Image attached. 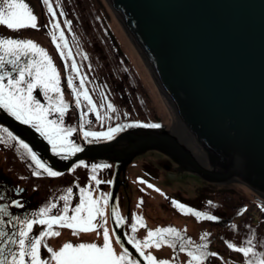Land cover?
<instances>
[{
	"label": "water",
	"instance_id": "95a60500",
	"mask_svg": "<svg viewBox=\"0 0 264 264\" xmlns=\"http://www.w3.org/2000/svg\"><path fill=\"white\" fill-rule=\"evenodd\" d=\"M109 1L203 157L188 139L163 125L127 128L114 140L97 143L84 141L78 126L83 151L65 160L50 152L33 127L3 109L0 122L25 136L57 170L84 158L113 161L112 228L123 247L146 264L128 242L124 224L117 228L111 215L126 168L137 155L159 150L181 171L210 182L235 180L264 194V0Z\"/></svg>",
	"mask_w": 264,
	"mask_h": 264
},
{
	"label": "snow or ice",
	"instance_id": "6c2138e0",
	"mask_svg": "<svg viewBox=\"0 0 264 264\" xmlns=\"http://www.w3.org/2000/svg\"><path fill=\"white\" fill-rule=\"evenodd\" d=\"M42 2L47 6L48 12L55 18L56 13L49 3V0H42ZM60 14L64 15L62 11ZM36 21L37 17L33 14L29 5L24 3V0H0V26H6L7 29L18 32L19 30L28 28L37 29L38 25ZM66 23L70 27L71 21H66ZM52 27L54 29H60L59 21L53 23ZM50 35L53 43L56 44L57 50H60L61 59H66L65 52L61 50V44L56 43L57 36L55 32L50 33ZM59 39L64 40V32L62 30L60 31ZM63 48H67L66 43L63 45ZM29 53H33L41 57V59L29 58L27 63H20L21 56H27ZM67 56H71V53H67ZM85 59H87L86 55ZM6 63L11 65L12 68L11 71H0V109L5 110L9 115L23 124L33 127L36 132L49 142L54 155L67 160L71 156L83 151L82 146H78L68 140V137L73 132H77L78 129L71 126L61 127L64 123L66 111L70 105L64 102L60 87V73L48 52L32 39H23L18 36L6 37L0 34V70L5 69ZM67 67L68 65L65 64V68ZM71 70L79 76V67L75 60L71 62ZM12 73H17L15 78ZM84 85L85 78L80 76L79 88L84 89L81 93L74 84V77L72 75L67 77V89L75 97V108H81L82 95L83 100L90 105L88 112L95 113L97 120H99L101 119L100 113L97 110L96 104L84 88ZM35 90H39V93L43 95L48 102L47 106L33 94ZM50 93L61 94L58 97V103L53 102V97ZM100 107H104V105L102 104ZM107 108L112 112L116 111L111 102L107 104ZM54 113L59 114L58 119L49 118ZM85 115L87 113L81 112L78 118L83 121ZM83 127L82 122L79 125V130L81 131L83 139L87 143H97L112 141L119 133L127 128H158L160 125L136 121L127 124H117L115 127H109L107 131L103 132L83 130ZM0 131L6 133L7 137L12 141L18 140L7 128L0 129ZM6 143L8 141L3 136H0V144ZM18 143L26 150V157L29 159L28 166L33 168V175L39 176L41 174H47L50 177L62 175V173L54 171L46 162H42L38 154L29 144L25 143L22 139H19ZM66 145H70V147H66ZM80 165L88 167L84 161H80L77 166ZM110 167L112 166L106 163L92 164L91 170L93 173H96L98 169ZM90 179L96 184L102 182L111 183V181L99 180L96 175H92ZM149 187L153 186L149 185ZM156 190L159 191V189ZM16 191L23 192L24 190L17 188ZM85 192V188L80 189L81 195L79 202L73 207L70 203L72 188H68L67 195L60 196L59 198L64 203L62 209H59L56 214L51 213L52 209L57 208V204L51 203L50 205L41 207L39 212L35 214V218L32 219L21 220L17 216H12L10 220L0 219V223L11 225L12 221L15 220L20 225L16 233L0 230V264H140V261L132 258L128 249L123 247L120 237L115 234V229H113L115 241L121 244L122 248V251L119 253L116 252L110 239L109 229L104 226L106 219L104 217L103 205H100L99 200L92 199L90 192L85 196ZM110 198V194H103L102 199L104 204H107ZM3 199L4 197L0 195V200ZM142 203L143 201L141 200L140 204ZM172 203L181 209L186 207L175 200ZM208 203L211 204L212 202L209 201ZM10 206L18 208L24 207L20 200H11L8 204H0V213H3L7 217ZM70 211L72 215L69 216ZM82 213H87V215H82ZM188 213L206 220L216 221L220 219L217 216L199 212L191 208H188ZM111 215L116 221V227H121L123 225V218L120 216L117 206L111 208ZM97 218H100V222L94 223V221H97ZM134 219L136 223L131 224V231L133 233L138 230L137 224H140V227H146V225L140 223L143 217H134ZM35 225L45 226L39 230L38 235L33 234ZM54 226L71 229L74 236L81 232H96L97 236H102V244H98L95 241L77 243L64 242L62 246L54 250L53 247L45 242L48 238L60 236V232L56 231ZM164 234H168L177 239L180 238V233L176 229L166 228L156 229L155 231L148 230L147 235L142 241L131 237L128 239V242L136 248V251L143 257L146 264H170L169 260L158 259L151 252L146 254L144 251V249L151 247L159 249L162 246V242L169 243ZM207 235L210 234H205L201 239H205ZM247 244L249 246L236 247L229 242V247L233 248L234 251L242 253L243 256L249 257L246 264H264V253H261L258 259L253 260L251 257L256 256L254 246H251V240L247 241ZM12 245L16 247L13 248ZM169 246L175 248L176 244L170 243ZM197 247L207 249V243L198 245ZM42 248L46 250L43 258ZM179 251H185L183 244L179 248ZM187 255L191 258L187 261V264H193L194 261L202 262L210 256H217L218 254L201 251L197 255L192 251H188Z\"/></svg>",
	"mask_w": 264,
	"mask_h": 264
},
{
	"label": "rangeland",
	"instance_id": "374dc122",
	"mask_svg": "<svg viewBox=\"0 0 264 264\" xmlns=\"http://www.w3.org/2000/svg\"><path fill=\"white\" fill-rule=\"evenodd\" d=\"M103 2L108 9V14L110 17L108 20L110 21V24H113L112 31H114L124 55L132 64V67L139 78L140 84L147 92L150 103L154 108L156 115L155 119H157V121H154L153 123H164L166 128H174L177 134L180 133V135L183 134L184 137H187L184 127L180 125L179 115L177 114L173 103L155 80L150 65L141 54L140 49L134 43V40L130 37V34H128L120 14L108 0H103ZM24 3L29 5L33 14L37 17L36 23L38 28H28L14 32L7 29L6 26H0V34L6 37L18 36L23 39H32L48 52V54L52 57L53 63L57 67L60 75H62L63 72L60 58L57 55L56 49H54L55 46L51 47L52 42L49 41L48 35L45 34V25H47V28H50V21L47 18H43L45 21L40 19L41 7L37 0H24ZM94 3L98 5L97 0L94 1ZM48 18L50 17L48 16ZM117 27L120 28V32L123 33V35L126 37V40H124L122 36V38L118 36L116 32ZM126 41H128V43L130 42L134 46V53L131 52L130 49V52L128 51ZM100 49L102 53L107 55V58L113 60L114 66L118 68L119 65L117 63L116 56L109 45H107L105 42H101ZM135 56L136 60L134 59ZM137 57H139V64L142 66V68L144 67L147 70L149 74L148 78L139 72L140 66L138 63H136ZM29 58L41 59V57L33 53H29L27 56H21L20 63H27ZM11 68L12 66L6 63L5 69L0 71H11ZM105 73L106 70L103 68L102 75ZM12 75L15 78L17 73H12ZM153 84H155V87ZM64 89L66 90V87H64ZM33 94L37 95L38 93L34 91ZM61 94L64 98L65 96H70V94L67 92L64 93L61 91ZM61 94L50 93L52 97H59ZM41 102L44 103L43 99H41ZM45 106L47 105L45 104ZM124 114L125 112H123V115ZM75 118V116L66 117L65 120L66 122H70L73 119L75 120ZM72 138L73 135L68 137V140ZM17 145H19L18 142ZM17 145L16 149L11 150L9 153L10 162H14L15 153H18L19 156L23 157V159L29 160L26 157V154L24 155L22 150ZM66 147L70 146L66 145ZM28 164L29 163H27V166ZM100 164L103 163L100 162ZM110 165L112 166L110 168L98 169L99 173L97 178L99 180L111 181L114 165L113 163H110ZM180 169V165L172 160V158L155 149L148 150L138 155L127 167L125 176L126 184L125 186L124 184L121 186L119 196L121 203L124 205V218L127 214L126 207L131 208L130 217L126 223V228L128 229L129 233L136 240L142 241L147 235L148 230L155 231L156 229L171 228V225L175 223L174 225L176 227L178 226L180 229L179 239L169 236L168 234H164L166 235L169 243L162 242V246L159 249L154 247V250H145L147 253L151 252L158 259L169 260L170 264H187V261L191 259L187 255L188 251H192L197 255H199L201 251L218 254L217 256H210L207 260L202 262L194 261L193 264H206L207 262L209 264H242L245 260H248L249 257H245L242 253L234 251L233 248H230L229 242L236 247L249 246L243 239L248 238L249 240L253 241L252 237H254V234L252 233V235H249L248 229H256L258 226L264 227V219L257 214L258 211L256 209L254 210L253 207L248 208L252 205L251 201L254 200V198H264V194L255 187L246 185L244 183L241 184L235 180L219 183L210 182L208 180L206 181L196 173L194 174L187 170L181 171ZM28 171L33 172V168L28 166ZM10 172L12 171L9 170L8 172L4 169V162H2L0 157V175L5 176V178L2 179L8 181L11 180L12 177H10ZM75 172L76 175L74 178H72L75 179V184L78 185V187L75 188L77 197L75 201L77 200V203L79 202L81 195L80 189L85 188V196H87L90 192L92 199H97L100 201V204L103 205L104 208V215L108 216V204H104L102 196L103 194H108L110 183L102 182L99 183L101 184L99 186V184L91 181L90 178L92 175L88 171L83 170L81 166H79ZM67 178L68 177H66V179ZM65 184H67V182ZM59 185H61V180L57 179L55 183L49 182L48 189L50 190L51 188H56ZM149 185H152L153 187H149ZM140 188H145L144 193H141ZM156 189H159V191ZM100 191L101 196H99ZM167 194H169L172 201L175 200L177 202H182V199H184L183 203L186 207L183 209L185 211L182 209L180 210L179 207H177L178 209H173V205H171L170 202L167 203V199L164 198ZM141 200L143 201L142 204H140ZM209 201L212 203L209 204ZM188 208L207 213L209 215L217 216L220 219L212 221L203 218H197L196 216L188 213ZM82 215L86 216L87 213H82ZM145 215L147 219L144 218ZM134 217H143L140 223L146 225V227H141L140 229V224H137L138 230L135 233L131 231V224L136 223ZM106 223L108 222L106 221ZM228 223H230L229 226ZM166 224L167 226H165ZM190 224H192L191 227ZM109 227L110 226L108 223V228ZM56 231L60 232V236L51 237L49 240L51 243L50 245L54 250L62 246L64 242L77 243L101 240L100 236H97L96 232H81L74 236L72 230L68 228H56ZM221 232H224V235L221 238L224 239V241L220 242L219 240L221 239H217V235ZM205 234L210 235H207L205 239H201V237L205 236ZM170 239L174 240L173 242L176 244L175 251L169 246ZM205 243H207V249L197 247L198 245ZM182 244L185 248V251L183 252L179 251V248ZM251 246H254V250L258 249L259 251H264L262 250V246L259 243H256L255 245L252 244ZM113 247L114 249H117V251L118 249L122 251L121 248L119 246L117 248L115 244H113ZM251 258L254 259L255 257Z\"/></svg>",
	"mask_w": 264,
	"mask_h": 264
},
{
	"label": "trees",
	"instance_id": "16d2710c",
	"mask_svg": "<svg viewBox=\"0 0 264 264\" xmlns=\"http://www.w3.org/2000/svg\"><path fill=\"white\" fill-rule=\"evenodd\" d=\"M37 1L42 12L50 17L51 25L56 21H59L60 23V29H54L52 27L50 33L55 32L57 36L56 43L61 44V50L65 52L66 59H61L60 50H57L56 44L53 43L50 33L49 40L54 44L57 55L62 64L63 73L60 75L61 91L70 94V96H65L64 98V102L70 105L69 109L66 111V114L68 115H65V118L76 117L75 120L73 119L70 122H66L64 118V124L67 127H76L77 119L81 112L87 113V115L84 116L83 121L79 119L80 123L83 122V129L98 132L107 131L109 127H115L117 124H126L128 122L136 121L142 123L157 121L148 94L140 84L139 78L137 77L129 59L124 55L119 42L111 29V24L108 20L110 19L108 9L103 0H97L98 5L94 3L96 0H49V3L52 5V8L56 13L55 18H53L48 12L47 6L43 4L42 0ZM61 11L64 15L60 14ZM66 21H71L70 27ZM61 30L64 32V40L59 39ZM46 32L48 34L47 29ZM101 42L107 43L114 52L119 65L118 68L114 66L113 60L107 58V55L101 52ZM65 43L67 44V48H63ZM69 52L71 53V56H67V53ZM85 55L87 56V59H85ZM73 60H75L79 67V76L71 70V62ZM65 64L68 65L67 68H65ZM103 68L106 70V73L102 75ZM69 75L74 77V84L81 93L84 89L79 88L80 76L85 78L84 88L87 90L92 101L96 104L101 119L97 120L95 113L88 112L90 105L83 100L82 95L81 108H75V97L71 94L70 90L67 89V77ZM64 87H66V90ZM35 92L40 94L39 90H35ZM105 97L107 98L105 99ZM43 102L46 105L48 104L46 99H43ZM53 102L58 103V96L53 97ZM109 102H111L116 109L115 112H112L107 108ZM102 104L104 107H100ZM123 112H125L124 115ZM58 117L59 114L54 113L49 118L58 119ZM89 121H91V123H89ZM3 128L5 127L0 124V129ZM72 135L75 136L74 133ZM0 136H3L4 139L8 141L6 144H0V157L2 162H4V169L9 170V153L12 143L6 133L0 131ZM71 141L76 144V137H74L73 140L71 139ZM86 162L88 167H90V173L97 177L99 171L97 170L96 173H93L91 170V165L97 163L94 161ZM165 199H167V203L170 202L171 205H173V209H178L177 206L172 203L169 194L165 195ZM183 202L184 199L179 203L184 205ZM251 204L252 205L248 208L253 207L254 210L256 209L258 211L257 214L264 219V198H254V200L251 201ZM179 209L181 210V208ZM182 210L185 211L183 208ZM174 224L171 225V228H174L179 232L180 229ZM229 225L230 223H228V226ZM224 232L218 233L217 239H221ZM248 232L249 235H252V233L254 234V237H252L253 241H251L252 244L255 245L256 243H259L262 246V250H264V227L258 226L256 229H248ZM243 240L246 242L249 241L248 238H244ZM173 241L174 240L170 239V243H174ZM219 241H224V239ZM172 249L174 251L176 250V248L173 247ZM255 252L256 256L254 259L252 258L253 260L258 259L260 254L264 253V251H259L258 249H256ZM246 261L247 260L242 264H246ZM206 264L209 263L207 262Z\"/></svg>",
	"mask_w": 264,
	"mask_h": 264
},
{
	"label": "flooded vegetation",
	"instance_id": "af4514ba",
	"mask_svg": "<svg viewBox=\"0 0 264 264\" xmlns=\"http://www.w3.org/2000/svg\"><path fill=\"white\" fill-rule=\"evenodd\" d=\"M18 139L20 138L18 135L14 134ZM22 139V138H20ZM25 143L26 141L22 139ZM28 144V143H27ZM14 163L12 164L10 177L11 180H3L5 176L0 175V195L4 197L3 200H0V204H8L11 200H20L24 207L18 208L15 206H10L8 208L9 215L5 217L3 213H0V219L10 220L12 216H17L21 220L24 219H32L35 218V214L39 212L41 207L45 205H50L51 203H56L57 208L52 209L51 214H56L59 209L63 207V201L60 200V196L67 195V189L65 188L66 181L68 184L71 179L69 175H65L62 172V175L57 177H50L47 174H41L39 176L33 175V172L28 171V166L25 159L20 157L18 153H15ZM21 159V161H20ZM29 162V160H28ZM42 171V170H41ZM8 174V175H9ZM66 177H68L66 179ZM61 180V185L56 188L48 189L49 182L55 183L56 180ZM73 187L72 195L70 197V203L74 207L77 203L75 201L76 192H75V181L71 182ZM17 188L23 189V192L16 191ZM72 199V202H71ZM47 218V217H44ZM45 226L35 225L33 228V234L38 235L39 230H41ZM20 225L13 220L11 225L6 223H0V230L10 231L12 233L18 232ZM54 229L56 227L54 226ZM50 238L46 239V243H48ZM15 248V245H12ZM46 250L42 248V258L44 257Z\"/></svg>",
	"mask_w": 264,
	"mask_h": 264
},
{
	"label": "bare ground",
	"instance_id": "6f19581e",
	"mask_svg": "<svg viewBox=\"0 0 264 264\" xmlns=\"http://www.w3.org/2000/svg\"><path fill=\"white\" fill-rule=\"evenodd\" d=\"M109 1V0H108ZM110 2V1H109ZM111 4V3H110ZM121 16V15H120ZM121 19H122V21H123V24L126 26V24H125V22H124V20H123V17L121 16ZM111 27H112V30H113V24H111ZM114 32V31H113ZM116 32H117V34H118V36L120 37V38H122L123 37V39L124 40H126V37L123 35V33L122 32H120V28L119 27H117L116 28ZM122 36V37H121ZM126 45H127V48H128V51L130 52V50H131V52H133V49H134V46L130 43H128V41H126ZM130 49V50H129ZM135 50V49H134ZM140 52H141V54L143 55V57L146 59V56H145V54L140 50ZM134 53V52H133ZM138 58L139 57H137V61H136V63H140V61L138 60ZM135 60H136V56H135V58H134ZM139 66H140V70H139V72L142 74V75H144V76H146L147 78H148V76H149V74H148V72H147V70L143 67L142 68V66L139 64ZM136 69V68H135ZM136 71H137V69H136ZM139 72L137 71V73L139 74ZM153 86L155 87V84H153ZM160 88L164 91V93L165 94H167V91L165 90V88L160 84ZM168 95V94H167ZM179 127V126H178ZM182 128V127H181ZM183 129V128H182ZM184 131V130H183ZM187 135V134H186ZM181 137H183V138H186V139H188V141L191 143V145L194 147V149L195 150H197V151H199L200 153H201V151L197 148V146H196V144L192 141V139L190 138V137H188V135H187V137H184V135L182 134V135H180ZM196 151V152H197ZM201 155H202V157H203V154L201 153ZM145 189V188H144ZM144 189L143 188H140V190H141V193H144ZM70 215H72V213L71 212H69V216ZM144 218H146L147 219V217H146V215H145V217ZM192 226V224H190V227ZM140 229H141V227H140ZM100 239L101 240H99V242L100 243H102V236H100ZM110 239H111V241H112V243L114 242L115 243V239L113 238L112 239V237H111V235H110ZM58 249V248H57ZM116 250V252H120V250L118 249V251H117V249H115ZM145 250H147V249H145ZM151 250H154V247H151V248H149L148 249V251H151Z\"/></svg>",
	"mask_w": 264,
	"mask_h": 264
}]
</instances>
